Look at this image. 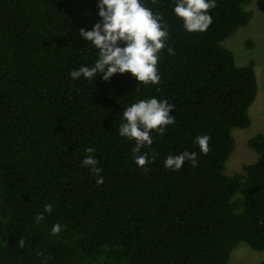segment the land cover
<instances>
[{
  "label": "trees",
  "instance_id": "16d2710c",
  "mask_svg": "<svg viewBox=\"0 0 264 264\" xmlns=\"http://www.w3.org/2000/svg\"><path fill=\"white\" fill-rule=\"evenodd\" d=\"M177 2L141 0L169 33L160 83L143 85L130 72L71 76L98 59L79 34L102 19L98 0H0V264H229L241 241L264 250L263 133L248 139L256 160L225 174L233 128L251 123L257 78L255 61L237 64L223 41L248 25L252 0H216L203 32L185 29ZM153 97L175 105L176 120L141 149L145 171L119 126L124 108ZM204 135L207 155L195 143ZM185 151L198 166L165 167ZM89 155L99 175L82 164Z\"/></svg>",
  "mask_w": 264,
  "mask_h": 264
},
{
  "label": "clouds",
  "instance_id": "9594fccd",
  "mask_svg": "<svg viewBox=\"0 0 264 264\" xmlns=\"http://www.w3.org/2000/svg\"><path fill=\"white\" fill-rule=\"evenodd\" d=\"M99 16L102 18L92 30L79 29V34L98 49V59L94 66H81L73 70L71 76L79 79L82 75L88 80L103 73V80L108 81L116 73L130 72L139 84H159L160 76L157 72V53L166 47L168 28L163 22V17L154 14L150 8L145 7L141 0H98ZM216 7V0H178L174 7L175 14L183 18L184 27L189 32L206 31L213 23L209 9ZM162 24L164 26L162 27ZM123 44V46H121ZM170 54L174 49L168 48ZM139 91V86L137 90ZM175 105L167 99L158 100L153 97L149 100H140L123 109V118L126 122L119 126V135L135 140L132 152L138 167L146 169L149 163L148 153L139 155L141 149L151 146L154 138L153 130L163 134L166 126L175 124V116L169 113ZM211 137L208 135L197 136L195 143L199 145L200 152L207 155L210 151ZM92 153L94 148H88ZM155 157H153V160ZM185 161L193 167L198 166L196 152L185 151L179 155H169L164 165L170 170H180ZM82 164L90 166L94 175H99L103 169L97 167L98 161L91 155L87 156ZM97 183H103L100 176ZM45 211L52 213L53 205L45 204ZM44 219L43 213L36 217L39 223ZM62 230L60 224L52 227V234L58 235ZM19 247H24V239L18 241Z\"/></svg>",
  "mask_w": 264,
  "mask_h": 264
},
{
  "label": "rangeland",
  "instance_id": "374dc122",
  "mask_svg": "<svg viewBox=\"0 0 264 264\" xmlns=\"http://www.w3.org/2000/svg\"><path fill=\"white\" fill-rule=\"evenodd\" d=\"M246 7L253 11L250 22L239 27L223 43L234 52L237 64L244 65L250 59L255 61L257 94L249 108L250 125L232 130L235 148L225 163L228 175L242 172L244 164L256 160L258 154L249 147L248 139L258 132L264 134V0H252ZM229 264H264V250H255L241 241L231 252Z\"/></svg>",
  "mask_w": 264,
  "mask_h": 264
}]
</instances>
